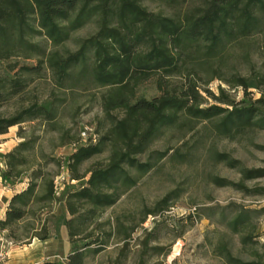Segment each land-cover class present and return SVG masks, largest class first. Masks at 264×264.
<instances>
[{"label": "trees", "instance_id": "1", "mask_svg": "<svg viewBox=\"0 0 264 264\" xmlns=\"http://www.w3.org/2000/svg\"><path fill=\"white\" fill-rule=\"evenodd\" d=\"M161 1L167 11L151 12L141 0H0V109L12 107L15 99L23 101L29 84L41 78L29 76L43 69L58 89L76 83L107 88L100 108L108 126L95 141L80 135L66 139L64 133L60 146L73 148L64 162L44 155V163L29 161L32 141L25 139L0 154L2 182L10 188L24 184L0 220L3 239L23 246L66 231L68 253L40 264H87L114 238L123 243L118 260L125 257L135 230L148 216L171 207L170 195L145 209L135 223L116 221L112 226L100 220L138 178L168 156L169 150L152 149L164 132L208 123L230 142L264 133V0H182L178 7L176 0ZM88 24H94L96 32L81 39L76 50L64 49L70 34ZM36 35L55 49L45 54L32 41ZM60 47L65 51L56 50ZM32 53L38 65L16 71L15 58ZM213 80L228 89L218 86L214 94L206 87ZM146 83L152 84L153 94L142 91ZM235 89L242 93L237 100L229 93ZM51 96L0 113V143L10 128L25 123L38 121L53 129L59 106ZM253 146L264 152V145ZM181 147L172 149L169 159L186 156ZM94 158L101 159L80 173ZM212 159L238 175L236 181L214 175V187L230 188L244 198L264 197V166L248 168L218 151ZM50 163L65 169L68 179L56 184L62 172L48 171ZM59 208L63 211L58 214ZM207 211V219L217 214L238 239V255L220 239L213 248L217 256L227 264H264L258 232L264 206L230 204ZM151 250L169 254L162 247Z\"/></svg>", "mask_w": 264, "mask_h": 264}, {"label": "rangeland", "instance_id": "2", "mask_svg": "<svg viewBox=\"0 0 264 264\" xmlns=\"http://www.w3.org/2000/svg\"><path fill=\"white\" fill-rule=\"evenodd\" d=\"M141 3L151 12L163 11L166 7L161 0H141ZM183 3L182 0H176L173 4L178 7ZM95 32L94 24L85 25L70 34L64 49L76 50L81 39ZM32 41L37 43L45 54L55 49L43 36L36 35ZM64 49L56 48L60 52H64ZM28 55V58L25 56L15 58L16 71L23 65H38L37 55L34 53ZM39 59H43V56H39ZM29 77L41 78H35L29 84L27 92L22 96L23 101L15 99L12 107L6 110L1 108L0 113L13 111L34 100L43 101L52 95V99H55L59 106V115L53 129L38 121L10 128L1 138L0 154L10 152L25 139L32 141V150L27 153L29 161L44 163L41 159L44 155L64 162V158L73 150L70 145L60 146V137L64 133L67 132L66 139L80 135L84 140L95 141L98 134L103 132L102 129L108 126L100 108L101 97L107 88L76 83L69 85V88L58 89L51 82L49 78L51 76L45 69L41 70L38 76ZM218 86L228 89L219 80H213L206 87L216 94ZM142 91L148 95L153 94L152 84L146 83ZM229 93L236 100L242 95L239 89L229 90ZM254 96L257 97L258 94L254 92ZM186 142V146L181 147ZM253 144L264 145V133L248 134L230 142L221 139L208 123L197 124L193 130L185 129L179 132L172 129L164 132L154 142L152 149L163 152L169 150L168 156L151 172L138 178L136 185L127 191L113 207L107 209L100 221H108L112 226L116 225V221H120L123 225H128L130 220H134L135 223L145 209L152 208L157 201L168 195L171 197V207L161 215L148 216L145 222L135 230L127 243L124 258L118 260L123 243L114 238L110 240L105 251L94 257L90 256L87 264H116L118 261L121 264H227L223 258L213 252V248L221 239L228 243L233 255L236 256L239 248L238 239L219 220L217 214L212 219H207L206 215L210 213L207 210L225 208L230 204L264 206V197L244 198L230 188L214 187L210 183L212 176L236 181L238 175L223 165L215 164L212 155L214 151L224 152L240 160L248 168L264 166V152L254 148ZM180 147L181 155H187L179 159H169L172 149ZM101 158L85 162L80 167V173ZM0 161L4 165L1 158ZM47 170L52 173L62 172L57 177L56 184L63 179H68L66 170H59L53 163L47 165ZM62 211L63 208H59L57 213ZM258 232L261 234L260 242L264 243V217L259 220ZM145 245L149 250H146ZM153 247H162L169 254L162 256L154 253L151 250ZM51 250L61 258L68 253L69 244L65 229L58 234L48 252Z\"/></svg>", "mask_w": 264, "mask_h": 264}, {"label": "crops", "instance_id": "3", "mask_svg": "<svg viewBox=\"0 0 264 264\" xmlns=\"http://www.w3.org/2000/svg\"><path fill=\"white\" fill-rule=\"evenodd\" d=\"M3 169L4 165H2L0 161V170L2 171ZM23 188L24 184L16 185L15 187L10 188L2 182L0 177V220L4 219L8 202L13 194L19 192ZM0 239H3V233H0ZM55 239L56 238H53L47 242H40L34 239L27 245H14L10 250V258L7 264H40L45 260L53 258L61 259L60 256L54 254V251L51 250L48 252V249L53 244Z\"/></svg>", "mask_w": 264, "mask_h": 264}, {"label": "built area", "instance_id": "4", "mask_svg": "<svg viewBox=\"0 0 264 264\" xmlns=\"http://www.w3.org/2000/svg\"><path fill=\"white\" fill-rule=\"evenodd\" d=\"M14 245L4 239H0V264H7L10 250Z\"/></svg>", "mask_w": 264, "mask_h": 264}]
</instances>
